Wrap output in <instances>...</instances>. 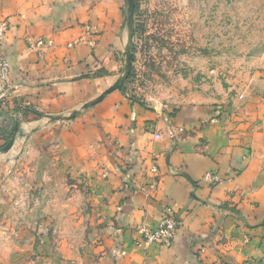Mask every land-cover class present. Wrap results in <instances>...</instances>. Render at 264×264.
I'll list each match as a JSON object with an SVG mask.
<instances>
[{
    "label": "crops",
    "instance_id": "crops-1",
    "mask_svg": "<svg viewBox=\"0 0 264 264\" xmlns=\"http://www.w3.org/2000/svg\"><path fill=\"white\" fill-rule=\"evenodd\" d=\"M101 6L118 15V1L0 0V48L8 62L0 80V140L3 126L19 123L17 149L0 156L11 166L0 171L10 176L11 207H26L0 216L17 229L1 233L0 264H264V72L243 103L222 111L183 106L168 114L113 94L83 110L114 83L119 67L113 23L98 21ZM89 23L102 31L96 38L86 33ZM36 40L43 44L30 46ZM24 104L48 116L79 112L50 126L24 114ZM45 127L56 128L54 151L41 134ZM50 158L59 191L69 192L61 205L80 208L86 221L80 242L60 236L59 256L43 239L35 243L29 209L34 176L50 174L40 166ZM164 206L180 222L174 239L146 244L141 229L155 228Z\"/></svg>",
    "mask_w": 264,
    "mask_h": 264
},
{
    "label": "rangeland",
    "instance_id": "rangeland-1",
    "mask_svg": "<svg viewBox=\"0 0 264 264\" xmlns=\"http://www.w3.org/2000/svg\"><path fill=\"white\" fill-rule=\"evenodd\" d=\"M97 1L107 6L118 1L117 16L109 13L110 7L101 6L98 17V21L105 18L113 23L112 47L119 64L114 75L116 81L125 64L126 1ZM90 25H87L90 37L96 38L102 33ZM132 51L131 72L122 90L116 89L109 94L120 98L125 96L128 101L148 109H165L168 114L183 106H210L217 111H222L225 106H236L244 102L243 94L245 96L254 86L255 76L264 72V0H135ZM21 109L24 114L29 112L28 115L46 120L50 126L57 124L62 117L70 120L77 114L71 117L75 110L64 116L58 113L48 116L31 104H24ZM14 124L9 122L3 126L7 130L0 140V156L4 154L1 148L9 140ZM45 130L48 132L41 134H48L49 148L54 151L58 142V137L53 135L56 128L45 127ZM40 141L42 137L38 139ZM16 149L11 146L8 151ZM20 150H27L26 144ZM44 152L47 156L48 152L45 149ZM46 161L40 166H48L50 174L34 176L35 187L30 192V198H34L29 208L33 209L31 226L35 243L41 244L43 239L50 247V253L56 250L59 256L60 238L68 237L70 244L80 242L86 221L79 215L80 208L69 211L61 205L60 198L63 200L69 192L58 189L60 176L56 160L50 158ZM10 164L9 159L0 160L2 167ZM9 180V174L0 171V216L9 211L15 214L26 211L25 206L17 212L15 206L11 207L15 201L14 198L11 200L13 192ZM25 183L29 182L26 180ZM21 199H25L24 196H20ZM4 202L8 205L6 208ZM19 227L25 229L26 224ZM12 228L15 232L16 224L0 221V237L4 231L11 233Z\"/></svg>",
    "mask_w": 264,
    "mask_h": 264
},
{
    "label": "built area",
    "instance_id": "built-area-1",
    "mask_svg": "<svg viewBox=\"0 0 264 264\" xmlns=\"http://www.w3.org/2000/svg\"><path fill=\"white\" fill-rule=\"evenodd\" d=\"M90 28L86 26V33L89 35ZM5 32V24H0V44L2 37ZM43 44L42 40H36L35 42L30 41V46H41ZM8 71V62L6 58L1 53L0 48V78H4ZM151 170L153 172L156 171V168L152 166ZM206 180L209 182L217 181V178L213 174H208L206 176ZM180 226V222L178 221L176 214L171 206H164L162 210L161 217L159 219L158 224L153 229L142 228V239L146 244L150 243H162L169 244L173 241L174 235Z\"/></svg>",
    "mask_w": 264,
    "mask_h": 264
},
{
    "label": "water",
    "instance_id": "water-1",
    "mask_svg": "<svg viewBox=\"0 0 264 264\" xmlns=\"http://www.w3.org/2000/svg\"><path fill=\"white\" fill-rule=\"evenodd\" d=\"M125 1H126L125 22H126L128 32H127V39H126V43H125V64H124L123 72L110 87H108L106 90H104V92H102L95 99L84 103L81 106V109H86V108H89V107L97 104L102 99H104L109 93H111L112 91H114L116 89L121 91L124 81L128 78V76L131 72L132 62H133L132 35H133V15H134V10H135V0H125ZM76 113H77V111H75L71 115V117H73ZM18 129H19V123L16 121L14 126H13V130H12V133L9 137V140L1 148L2 152H7L11 148V146L14 142L15 136L18 132Z\"/></svg>",
    "mask_w": 264,
    "mask_h": 264
},
{
    "label": "trees",
    "instance_id": "trees-1",
    "mask_svg": "<svg viewBox=\"0 0 264 264\" xmlns=\"http://www.w3.org/2000/svg\"><path fill=\"white\" fill-rule=\"evenodd\" d=\"M35 114H37V113L35 112Z\"/></svg>",
    "mask_w": 264,
    "mask_h": 264
}]
</instances>
